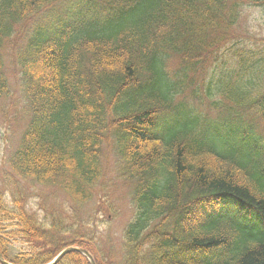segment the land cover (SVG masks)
Listing matches in <instances>:
<instances>
[{"label": "trees", "instance_id": "obj_1", "mask_svg": "<svg viewBox=\"0 0 264 264\" xmlns=\"http://www.w3.org/2000/svg\"><path fill=\"white\" fill-rule=\"evenodd\" d=\"M244 6L264 0H0V99L27 117L0 188L5 260L264 264V39L236 32ZM104 148L134 205L118 250L99 242Z\"/></svg>", "mask_w": 264, "mask_h": 264}, {"label": "rangeland", "instance_id": "obj_2", "mask_svg": "<svg viewBox=\"0 0 264 264\" xmlns=\"http://www.w3.org/2000/svg\"><path fill=\"white\" fill-rule=\"evenodd\" d=\"M236 32L239 34L248 32V35L264 39V8L244 6L241 11L240 21L236 26ZM10 50V48L6 47L3 51L5 54V69L9 82L15 86V82L19 79V69L17 72L16 67L12 65V59L9 57ZM16 93H18V90H16ZM14 98V103L19 101L18 105H16V103L14 105L11 104L9 99H0L1 189L5 187V181H7L4 173V171H8L7 160L11 151L19 142L20 133L27 119L23 113V99L19 94L14 95ZM11 102H13L12 99ZM117 160L118 157L112 149L107 150L104 148L102 164L105 174L104 179L102 180L103 184L98 186L97 190L98 194L101 195L103 188H105L102 194L103 205L115 213L114 216L109 214L106 221L104 220L102 225L99 226V242L101 245L104 244V246L107 245L118 250L121 232L133 215L134 205L131 202V185L124 184L117 174ZM20 183L25 185L30 193L41 194L48 204L59 202L61 200L62 202L64 201L63 196L61 198V194L57 191L52 196L46 197V195H48L49 192H52V190L49 191L46 187L39 185H27L26 182L22 180H20ZM39 201L40 199L36 198V196L32 197L28 203V209L30 213H32L31 211H35L39 217H42L46 212L43 213L42 210L38 209L37 204ZM93 202L94 204L92 207L88 206V209L95 207L96 201ZM63 206L64 205H62V210ZM85 210L86 207L80 209L81 212ZM66 211L69 210L66 208ZM98 217L103 218L101 213L98 214ZM7 249L9 253L13 255L29 251L30 247L27 243L19 239L11 238L8 242Z\"/></svg>", "mask_w": 264, "mask_h": 264}, {"label": "water", "instance_id": "obj_3", "mask_svg": "<svg viewBox=\"0 0 264 264\" xmlns=\"http://www.w3.org/2000/svg\"><path fill=\"white\" fill-rule=\"evenodd\" d=\"M71 251H77V252H80V253H82L84 256H86L87 257V259L89 260V263L90 264H95V262H94V259H93V257H92V255L88 252V251H86V250H84V249H82V248H77V247H66V248H64L62 251H60L58 254H57V256L52 260V261H50L49 263H47V264H56L65 254H67L68 252H71ZM0 262L1 263H3V264H10V263H8V262H6L4 259H3V257H2V255L0 254Z\"/></svg>", "mask_w": 264, "mask_h": 264}]
</instances>
